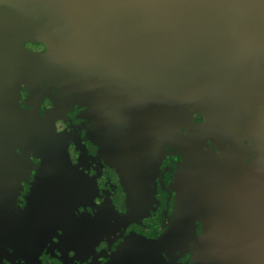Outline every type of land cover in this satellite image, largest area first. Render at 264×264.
I'll list each match as a JSON object with an SVG mask.
<instances>
[{
    "label": "flooded vegetation",
    "instance_id": "af4514ba",
    "mask_svg": "<svg viewBox=\"0 0 264 264\" xmlns=\"http://www.w3.org/2000/svg\"><path fill=\"white\" fill-rule=\"evenodd\" d=\"M184 2L187 7L216 14L196 1ZM13 12L8 0H0V37L11 39L36 56L65 49L17 24ZM147 34L130 37L126 47L140 45ZM204 38L210 39L206 35ZM200 50L182 63L156 70L151 78L134 84L101 108V100L95 101L97 110L85 103L86 91L95 81L80 80L70 93L58 79L46 73L35 75L25 65L3 60L4 71L12 78L14 103L53 127L49 134L63 135L61 144L69 164L79 160L93 178L90 199L113 208L111 218L90 241L94 251L81 264H100L102 256L131 233L138 241L147 242L148 249L136 258L138 264H193L194 248L190 243H186L189 250L180 255L182 249L164 237L177 217L187 219L188 234L198 237L203 233L200 223L177 212L175 189L179 173L196 162L225 174L233 167L247 173L264 165V45L252 52L250 63L242 68L209 60L199 54ZM108 52L110 48L101 46L96 55ZM166 85L175 86L166 90L156 88ZM136 147L141 150L140 157L150 148L153 159L152 174H147L144 182L151 190V207L142 212L128 201L126 184L110 158L116 149L122 153L128 149L126 153H130ZM8 149H0V162ZM29 156L32 167L37 168L41 158ZM34 174L33 170L24 181H32ZM21 193L19 205L23 208L29 191L25 188ZM204 220L208 232L210 226L206 217ZM40 253L44 259L41 264H73L65 260L47 261L42 250Z\"/></svg>",
    "mask_w": 264,
    "mask_h": 264
},
{
    "label": "water",
    "instance_id": "95a60500",
    "mask_svg": "<svg viewBox=\"0 0 264 264\" xmlns=\"http://www.w3.org/2000/svg\"><path fill=\"white\" fill-rule=\"evenodd\" d=\"M192 1L216 14L187 7L184 0H8L17 24L65 49L36 56L0 37V55L8 56L0 57V149L53 130L14 103L4 59L58 79L70 93L80 80L95 81L85 103L96 110L156 70L194 57L199 48L202 57L228 67L249 64L252 52L264 45V0ZM144 32V42L126 47L130 37ZM101 46L111 53L96 55ZM233 168L214 173L224 204L206 216L207 264H264V165L247 173Z\"/></svg>",
    "mask_w": 264,
    "mask_h": 264
},
{
    "label": "rangeland",
    "instance_id": "374dc122",
    "mask_svg": "<svg viewBox=\"0 0 264 264\" xmlns=\"http://www.w3.org/2000/svg\"><path fill=\"white\" fill-rule=\"evenodd\" d=\"M101 134L104 135L103 131ZM62 136L60 132L34 136L8 149L2 156L0 264H41L44 259L40 250L47 261L84 263L87 255L94 251L90 246L94 234L113 214L112 206L96 204L90 199L93 178L79 160L74 165L69 164L61 144ZM121 151L112 152L111 164L126 184L128 201L138 210L145 211L151 207V190L144 183L145 176L152 174L153 169L150 148L144 150L142 157L138 155L141 153L138 147L130 153H126L128 149ZM29 154L41 158L37 168L32 167ZM60 160L62 163H56ZM33 170L34 179L24 181ZM217 172L196 162L181 171L176 181L177 212L200 223L203 233L198 237L188 234L187 219L177 217L164 237L182 249L180 255L189 250L186 243H190L194 248L193 264H207V224L204 218L208 212L216 211L224 204L219 193L220 179L214 174ZM25 188L29 193L23 199L26 206L21 208L20 194ZM138 240L133 233L121 238L102 256L100 264H138L137 256L148 249L147 242Z\"/></svg>",
    "mask_w": 264,
    "mask_h": 264
}]
</instances>
